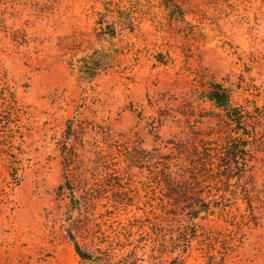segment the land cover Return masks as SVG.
<instances>
[{
  "label": "rangeland",
  "instance_id": "1",
  "mask_svg": "<svg viewBox=\"0 0 264 264\" xmlns=\"http://www.w3.org/2000/svg\"><path fill=\"white\" fill-rule=\"evenodd\" d=\"M106 1L136 8V26L114 39L118 65L87 83L69 63L96 45ZM140 1L0 0V264H264V0H176L180 22ZM213 82L259 111L251 207L241 189L225 192L227 206L193 219L183 253L173 247L190 220L166 181L189 182L194 149L230 131L204 98ZM65 179L79 208L59 190ZM207 184L221 201L225 187ZM69 231L96 263L76 255Z\"/></svg>",
  "mask_w": 264,
  "mask_h": 264
},
{
  "label": "trees",
  "instance_id": "2",
  "mask_svg": "<svg viewBox=\"0 0 264 264\" xmlns=\"http://www.w3.org/2000/svg\"><path fill=\"white\" fill-rule=\"evenodd\" d=\"M164 8L169 20L184 21L185 11L176 2V0H157ZM129 4L138 3L140 0H128ZM139 11L131 6H124L118 3L106 1L103 3V11L98 13V19L95 21L94 36L96 45L88 52L69 63L70 68L75 70L79 78L87 83L94 81L100 74L113 69L119 62V56L122 50L116 47L114 39L122 30H133L136 26L135 21ZM204 98L208 100L215 108L221 111L230 123V131L225 137L223 143L218 147H202V150L194 149L192 157L189 159L188 178L189 182L183 181L180 184L172 180L166 181L168 188V197L172 199V204L178 206L182 211H186L190 220L189 224L183 226L178 233L174 243V250L185 252L189 240L196 236V224L193 219L200 213L211 215L216 208L227 206L232 195L241 189L246 194L245 199L248 206L251 207V198L245 185L251 183V176L247 173L251 169L250 163L253 159V150L258 140L256 131V116L259 111L255 107L253 113L246 110L243 105L233 100L231 91L219 82L209 83L204 90ZM6 102L8 113L12 116H19V110L15 106V101L6 96H2ZM73 132V120L67 121L65 135L70 137ZM62 154L65 161L70 160L71 152L67 144L62 146ZM10 176L16 178V174L21 167L11 166ZM210 180L223 185L222 193L218 196L220 200L213 197L211 191L205 193V188L210 187L207 184ZM204 183V185H203ZM254 185H252V188ZM210 189V188H209ZM59 190L68 191L70 205L73 209L78 207V200L74 196L73 188L68 179H65V185L61 184ZM220 188H216L219 191ZM252 191V190H251ZM228 192L230 199L226 197ZM203 194H206L204 197ZM68 238L72 243L76 255L84 262L96 263L95 257L84 250L77 242L71 231ZM206 238V237H205Z\"/></svg>",
  "mask_w": 264,
  "mask_h": 264
}]
</instances>
